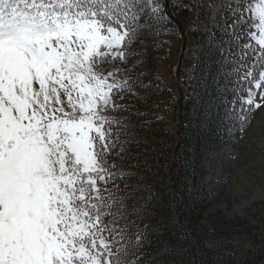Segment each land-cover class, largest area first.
Here are the masks:
<instances>
[{"label": "snow or ice", "instance_id": "1", "mask_svg": "<svg viewBox=\"0 0 264 264\" xmlns=\"http://www.w3.org/2000/svg\"><path fill=\"white\" fill-rule=\"evenodd\" d=\"M168 6L0 0V264H141L150 255L142 249L152 234L134 233L131 217L148 215L145 191L153 201L158 194L139 183L148 177L126 170L131 146L141 141L111 113L132 107L117 105V95L140 99L134 89L152 87L131 75L119 79L128 68L118 63L138 55L131 46L145 31L154 39L172 34L159 30L171 21ZM186 10L193 11L189 31L206 34L204 67L216 56L231 68L225 75L235 77V96L225 119L243 130L264 102V0H192Z\"/></svg>", "mask_w": 264, "mask_h": 264}, {"label": "trees", "instance_id": "2", "mask_svg": "<svg viewBox=\"0 0 264 264\" xmlns=\"http://www.w3.org/2000/svg\"><path fill=\"white\" fill-rule=\"evenodd\" d=\"M161 2L163 3V0ZM191 2L192 0H168L169 9L175 18H179L182 14L183 20H189V27L184 35L187 40L188 38L193 40L192 46L189 48L185 46L183 51L178 84L175 82L176 77L172 71L170 72L174 92L168 90L158 76H156L159 83L157 89L149 93L148 87L143 88L148 93L147 100L150 107L156 109L163 119L167 118L164 123L166 127L160 129L158 133L159 140L164 147V152L158 154L163 160L161 166L163 175L157 177V174L151 170L148 165L151 157L134 159L131 157L136 156L130 152V158L123 162L125 165L129 163L140 165V167L145 166L142 171L151 176L145 177L155 178L159 185L158 189L148 185V178L139 181L142 185L155 189L158 196L157 200L153 201L147 191L143 193L144 196L149 197L148 215H133L131 217L132 231L135 233L139 227L141 232L146 230L147 233L152 234L150 236L151 245L142 249L144 253L150 255L145 256L141 264H258L264 257V232H261L259 227L264 221L258 219L252 221L240 217L228 219L220 213L203 217V213L208 210L209 206L223 195L226 183L222 180L209 183L201 181L203 176L200 163L202 146L205 142L215 144L226 141L231 144L241 140L245 135V130L249 127L251 114L243 130H240L237 122L231 124L230 121H224L226 110L235 96L232 91L235 87L232 83L235 77L225 75L231 72V68L227 63L221 66L216 56L212 57L215 63L209 64L207 68L204 67L209 60L204 54L206 34L202 31H189L190 27L195 26L193 11L186 10V6H189ZM201 19H203V12H201ZM233 19L234 17L227 19L225 25H230ZM159 30L162 32L170 30L172 34L159 35L154 39L149 31H145L137 39L143 44L149 39L151 44L150 48L146 45L141 51H137L140 56L136 58L133 69L130 71L131 76L139 75L144 84L149 83L146 77H150L148 53L152 52L154 61L157 59L168 61L169 69L172 68L171 61L176 52L175 43L178 35L181 34L172 19L170 22L161 23ZM222 39L228 41L231 36L224 35ZM154 43L157 45L156 48H154ZM132 48L137 50L136 45ZM194 56H198L199 59L194 60ZM232 59L235 57L233 56ZM145 64L147 75H143ZM193 64H198L196 71H192ZM189 77H196V79ZM224 81L232 83L233 86L227 90L224 88L226 86L221 85ZM161 87L163 91L159 90ZM164 92L168 95L166 100L161 101L159 98ZM131 97L132 95L129 96L130 101L125 105L134 106ZM169 101H171V110L165 111L169 107ZM221 101L224 103L222 106H220ZM173 118L178 120L177 126H179L174 134L168 130ZM108 159L111 162L112 157L109 156ZM145 168H149L150 171H145ZM132 173L144 177L136 172ZM169 178L171 183H169ZM137 182L135 179L132 180L133 185ZM173 191L179 194L175 198L172 196ZM136 211L139 212L141 209ZM152 220L153 223H151ZM174 233L179 235L180 242L174 238ZM234 235H246L251 242V247L239 261L234 250ZM261 264H264V260Z\"/></svg>", "mask_w": 264, "mask_h": 264}, {"label": "rangeland", "instance_id": "3", "mask_svg": "<svg viewBox=\"0 0 264 264\" xmlns=\"http://www.w3.org/2000/svg\"><path fill=\"white\" fill-rule=\"evenodd\" d=\"M183 18V15L180 14L179 18L175 19L178 26L176 27L179 28V32L183 28L185 34L186 29L189 27V20H183ZM184 42L181 35H178L177 42L175 43L176 52L173 54L171 61V69H169L170 66H168V61L164 59H157L154 61L152 59V52L148 53L147 60L150 77H146V80L152 85V87H148L150 89L149 93L153 92L159 86L156 76H158L168 90L170 89L174 92V86L172 85L173 78H170V72L172 71L174 76L178 77L177 68L181 61L180 57L183 54L182 46ZM186 42L184 47L186 46L187 48L191 47L193 44L192 38L186 39ZM239 43L243 44L245 41L241 40ZM135 45L137 51H141L143 46L147 45V47L150 48L151 44L149 39H147L144 44L137 41L131 47ZM139 56L140 55H134L133 57H129L127 64L118 63V66L122 69L128 68V71L122 70L120 72L119 79L131 75L130 71L133 69L134 61ZM133 77L141 79L139 75ZM175 80L178 84V80ZM218 82H220V80H218ZM221 85L222 87L226 86L224 88L227 90L233 86V84L228 83V81H224ZM134 90L139 92L140 97V99L134 96L131 97L133 98L134 106H132L128 112L118 111L111 113V115L126 122L130 130L134 132L135 138L141 140L140 144L134 143L131 146L130 152L134 153L136 157H151V161L148 165L151 167V170L157 174V177H162L163 169L161 166L163 165V160L159 158L158 154L164 152V147L159 140L158 133L160 129L166 127L164 123L167 118L163 119V117L156 112V109L152 106L150 107L149 101L147 100L148 93L144 89ZM121 95H123V99L120 98ZM167 95L168 93L164 92L159 100H166ZM129 96L130 95L126 92L117 95L116 104L122 107L130 101ZM144 99L147 100V106L143 104ZM258 102L261 103L262 106L252 110L249 127L245 130V135L242 136L241 140H237L231 144H228L226 141L217 142L215 144L205 142L202 146L200 163L203 169V176L201 177V181L203 183H209L214 180H222L226 183L223 195L209 206L208 210L203 213V217L220 213L228 219L240 217L248 220L251 219L252 221L254 219L264 221V102ZM223 104L224 103L221 101L220 106ZM137 110L147 113V115L135 116L130 114ZM156 117H160L161 119L157 120ZM224 121H230L231 124L234 122L230 119H225ZM142 125L145 127L142 128ZM177 125L178 120L173 118L169 123L170 128L168 130H171L173 132L172 134H174L178 131L177 129L179 126ZM156 158H158V160ZM127 165H129V163L125 165L127 171L136 172L144 177H151L142 171L145 166L141 165V167L137 169L128 168ZM147 184L157 189L159 186L155 178H148ZM151 223H153V220ZM259 227L260 231L264 232V223ZM233 240L235 241L234 250L237 255V260L239 261L251 247V242L246 235H234Z\"/></svg>", "mask_w": 264, "mask_h": 264}, {"label": "water", "instance_id": "4", "mask_svg": "<svg viewBox=\"0 0 264 264\" xmlns=\"http://www.w3.org/2000/svg\"><path fill=\"white\" fill-rule=\"evenodd\" d=\"M169 16L172 18V16L169 14ZM174 21H175V23L177 24V22H176V20L174 19V18H172ZM181 31H182V29H181ZM184 44H185V42L183 43V46H182V50L184 49ZM178 72V71H177ZM264 260V257L258 262V264H260L262 261Z\"/></svg>", "mask_w": 264, "mask_h": 264}]
</instances>
